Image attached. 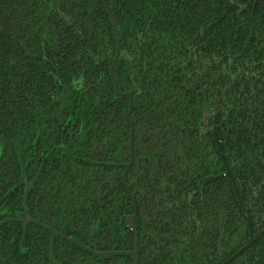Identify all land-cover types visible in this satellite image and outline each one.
I'll list each match as a JSON object with an SVG mask.
<instances>
[{"label":"trees","instance_id":"16d2710c","mask_svg":"<svg viewBox=\"0 0 264 264\" xmlns=\"http://www.w3.org/2000/svg\"><path fill=\"white\" fill-rule=\"evenodd\" d=\"M147 5L115 0L123 45L128 15L142 16ZM113 49L100 0H0V222L23 211L19 145L27 182L43 165L25 203L30 217L97 252L133 249L125 226L133 208L121 165L128 162L127 103L113 97L103 79L94 80L97 61ZM121 70L120 91L128 92V66L126 75ZM79 78L78 94L72 85ZM146 136L147 147L135 146L124 179L137 207L139 264H174L179 225L168 183L176 179L178 155L159 147V132ZM146 211L152 217L147 227ZM22 233L19 223L0 226V264H51L50 232L29 225L25 249ZM53 254L59 264H133L129 256L99 259L61 238Z\"/></svg>","mask_w":264,"mask_h":264},{"label":"flooded vegetation","instance_id":"af4514ba","mask_svg":"<svg viewBox=\"0 0 264 264\" xmlns=\"http://www.w3.org/2000/svg\"><path fill=\"white\" fill-rule=\"evenodd\" d=\"M100 1L114 49L97 61L94 80L127 103L128 162L121 165L132 215L136 209L137 246V207L124 179L135 146L146 148V133L159 132V147L178 155L176 179L168 183L179 225L174 264H264V0H145L142 16L128 15V46L119 37L115 0ZM115 59L119 95L110 75ZM120 66L123 75L128 66V92L120 91ZM80 81L72 85L78 94Z\"/></svg>","mask_w":264,"mask_h":264},{"label":"water","instance_id":"95a60500","mask_svg":"<svg viewBox=\"0 0 264 264\" xmlns=\"http://www.w3.org/2000/svg\"><path fill=\"white\" fill-rule=\"evenodd\" d=\"M107 13L109 15V18L112 22V27H113V33L116 35V28H117V22L116 19L114 17V13H113V7H107ZM117 38V37H116ZM116 43H117V55L119 53V41L118 39H116ZM117 60L115 59L114 62H111L110 64V75H111V79L113 82V87L115 90V93L119 95L118 89H117V84H116V80H115V75H114V70H115V66H116ZM126 97H128V95H126ZM16 151L18 154V157L20 158V148L17 145L16 146ZM131 167V163L129 165L126 166V171L124 173V176L126 175V173L128 172V169ZM43 168V166H41L40 170L37 172V174L35 175V177L30 181L27 182L25 180V174H24V170L22 168V176H21V181H23L25 183V188H24V193H23V211L18 215V217L16 219H7V220H3L0 222V226L6 224V223H10V222H16V223H20L22 225V240H21V248L25 249L26 246V231H27V226L28 225H35L39 228L45 229L48 232H50V243H49V253H50V263L51 264H59L58 262H56V260L54 259V254H53V243L55 241L56 238H61L66 240L68 243L77 246L83 250H85L87 253L102 259V260H106L109 259L111 257L114 256H130L133 259V264H139L138 261V253H137V229H136V209L134 208V213L131 217L126 219V226L127 228L133 233L134 235V249L132 251L129 252H97L94 251L90 245H83L78 239H76L75 237L72 236H65L62 233L58 232L57 230H54L53 228L42 224L41 222L31 218L27 212L25 203H26V199L28 196V192L30 187H32L36 181L38 180L39 174L41 169ZM123 176V178H124ZM256 237L252 236L247 244L250 245L252 243V241L255 239Z\"/></svg>","mask_w":264,"mask_h":264}]
</instances>
